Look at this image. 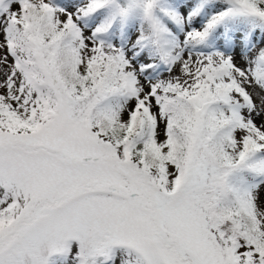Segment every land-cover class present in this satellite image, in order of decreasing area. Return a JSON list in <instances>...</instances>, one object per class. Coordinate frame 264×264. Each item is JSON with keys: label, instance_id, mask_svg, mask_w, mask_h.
Listing matches in <instances>:
<instances>
[{"label": "snow or ice", "instance_id": "obj_1", "mask_svg": "<svg viewBox=\"0 0 264 264\" xmlns=\"http://www.w3.org/2000/svg\"><path fill=\"white\" fill-rule=\"evenodd\" d=\"M0 264H264V0H0Z\"/></svg>", "mask_w": 264, "mask_h": 264}]
</instances>
